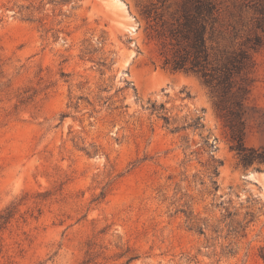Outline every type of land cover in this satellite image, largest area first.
Instances as JSON below:
<instances>
[{"label": "rangeland", "instance_id": "rangeland-1", "mask_svg": "<svg viewBox=\"0 0 264 264\" xmlns=\"http://www.w3.org/2000/svg\"><path fill=\"white\" fill-rule=\"evenodd\" d=\"M153 1L0 0V264H264V165L239 162L197 76L162 67ZM220 2L260 38L259 149L264 0Z\"/></svg>", "mask_w": 264, "mask_h": 264}, {"label": "trees", "instance_id": "trees-1", "mask_svg": "<svg viewBox=\"0 0 264 264\" xmlns=\"http://www.w3.org/2000/svg\"><path fill=\"white\" fill-rule=\"evenodd\" d=\"M160 46L161 65L191 73L209 89L230 130L232 146L244 166L264 165V145H245V103L251 53L260 46L255 35L240 39L236 27L221 24L220 0H155L142 9ZM217 175L216 169L213 170ZM264 259V258H263Z\"/></svg>", "mask_w": 264, "mask_h": 264}, {"label": "water", "instance_id": "water-1", "mask_svg": "<svg viewBox=\"0 0 264 264\" xmlns=\"http://www.w3.org/2000/svg\"><path fill=\"white\" fill-rule=\"evenodd\" d=\"M248 175H245V177H247Z\"/></svg>", "mask_w": 264, "mask_h": 264}]
</instances>
